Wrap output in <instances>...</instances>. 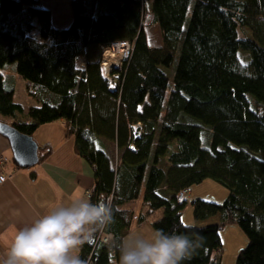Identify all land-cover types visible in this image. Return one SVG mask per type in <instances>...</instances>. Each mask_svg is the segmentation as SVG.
Masks as SVG:
<instances>
[{
    "label": "trees",
    "instance_id": "1",
    "mask_svg": "<svg viewBox=\"0 0 264 264\" xmlns=\"http://www.w3.org/2000/svg\"><path fill=\"white\" fill-rule=\"evenodd\" d=\"M70 7L72 21L63 28L39 0H0V116L28 135L64 120L76 153L93 167L90 202H110L114 223L102 230L113 241L96 239L97 230L80 258L118 261L116 243L132 215L119 206L143 187L146 213L163 209L154 230L202 239L181 264H221L219 230L227 223L247 237L235 264H264V0H71ZM145 14L161 32L160 46L148 42ZM239 27L251 36L239 35ZM116 40L132 48L111 71L110 87L102 52ZM8 64L36 105L12 98ZM205 178L228 193L221 203L195 199L193 214L219 220L185 225V198L176 195Z\"/></svg>",
    "mask_w": 264,
    "mask_h": 264
},
{
    "label": "crops",
    "instance_id": "2",
    "mask_svg": "<svg viewBox=\"0 0 264 264\" xmlns=\"http://www.w3.org/2000/svg\"><path fill=\"white\" fill-rule=\"evenodd\" d=\"M70 1L39 0V3L50 10L53 24L64 28L72 21ZM12 73L13 69L10 74L5 71V80L10 76L15 78L16 75ZM18 78L20 76H16ZM32 137L38 144L39 160L25 168L16 165L8 139L0 135V157L4 158L3 163L0 162V174L7 176L0 182V260L18 229L30 225L58 205L70 203L81 194L89 197L94 188L93 167L76 153L74 135L67 133L64 120L40 125ZM142 188L139 193L142 196L138 195L139 198L119 206L132 212L129 228L123 238L132 233L150 235L155 231L153 222L162 215V208L145 213L148 205L143 200ZM140 214H145L142 220H138ZM218 218L219 214H214L197 220V225L214 223ZM234 255L236 258L237 251ZM219 257L221 264H230L229 259L225 260L220 254Z\"/></svg>",
    "mask_w": 264,
    "mask_h": 264
},
{
    "label": "clouds",
    "instance_id": "3",
    "mask_svg": "<svg viewBox=\"0 0 264 264\" xmlns=\"http://www.w3.org/2000/svg\"><path fill=\"white\" fill-rule=\"evenodd\" d=\"M114 223L110 202H90L81 194L18 229L0 264H85L79 250L95 239L99 229ZM187 235L155 230L132 233L116 243L118 264H181L201 246Z\"/></svg>",
    "mask_w": 264,
    "mask_h": 264
},
{
    "label": "rangeland",
    "instance_id": "4",
    "mask_svg": "<svg viewBox=\"0 0 264 264\" xmlns=\"http://www.w3.org/2000/svg\"><path fill=\"white\" fill-rule=\"evenodd\" d=\"M148 21H144V24L147 23L145 30H146L148 42L151 46H160L162 44L161 32L156 24H152ZM238 33L241 36H246V37L251 36L250 30L247 27H239ZM102 59L104 61V58ZM80 64H83L82 60H80ZM175 64H176V59H174L172 65L166 69V72L168 74V90H170L172 86V76L175 70ZM11 65L12 64H8L7 69L5 70L9 74L10 72H12V69H13ZM13 74H15L16 76H19L16 73H12L11 75ZM16 76L14 78L15 87H14V92L12 93L13 95L12 98L15 101L19 102L20 104H22L25 108L32 104L36 105L35 101L26 92L25 80L21 77L18 78L17 80ZM0 120H3L7 123L10 122V119L6 117L3 118L0 116ZM108 145H111V143H108ZM174 148L175 146L173 145L171 149H174ZM108 152L110 154H113L112 153L113 150L111 149V147L108 148ZM114 154H115V151H114ZM166 161H167V156H164L160 162V165H162L163 167H166V164H167ZM227 193H228L227 188L225 186H223L222 184L216 182L215 180L211 178H205L201 182L192 184L189 187V190L187 191L185 195L186 197H185L184 205H183V208L181 209V221L185 225L198 226L197 224H199V221H197L194 217L192 202L195 199L200 198L206 201L221 203L227 196ZM139 196H142V193ZM139 196L137 198H139ZM127 210L131 211L130 209H127ZM153 211L155 212L156 210H153ZM153 211H151V213ZM140 215H144L145 217V214H140ZM219 234H220V239H221V244H222L220 255H222V257L225 260L229 259L230 264H233V262H235V259H236L234 253L236 251L238 253V251L246 244L247 237L245 233L243 232V230H241V228L235 223L223 224L219 230Z\"/></svg>",
    "mask_w": 264,
    "mask_h": 264
},
{
    "label": "built area",
    "instance_id": "5",
    "mask_svg": "<svg viewBox=\"0 0 264 264\" xmlns=\"http://www.w3.org/2000/svg\"><path fill=\"white\" fill-rule=\"evenodd\" d=\"M151 19L152 16L150 14H145L144 21H148V20L151 21ZM32 34H35V32H32ZM131 48H132L131 42L127 40H116L103 49L102 58H104V61L102 59L101 67L104 70L105 76H108L110 79L111 78L114 79L115 73H112L111 71L115 68L121 67L123 61L129 57ZM110 87H112L111 83H110ZM3 160L4 158L0 157V162H2ZM5 179H6V175L1 173L0 182H3ZM186 193H187V189L179 190L176 195L177 199L179 201H182L185 198ZM97 238L103 243H106L107 245H111L113 241V234L111 232H104L101 229L97 235ZM109 249L112 250V247L110 246Z\"/></svg>",
    "mask_w": 264,
    "mask_h": 264
},
{
    "label": "water",
    "instance_id": "6",
    "mask_svg": "<svg viewBox=\"0 0 264 264\" xmlns=\"http://www.w3.org/2000/svg\"><path fill=\"white\" fill-rule=\"evenodd\" d=\"M0 135L8 139L12 151V159L16 165L28 168L38 162V144L32 135L23 133L3 121H0Z\"/></svg>",
    "mask_w": 264,
    "mask_h": 264
},
{
    "label": "bare ground",
    "instance_id": "7",
    "mask_svg": "<svg viewBox=\"0 0 264 264\" xmlns=\"http://www.w3.org/2000/svg\"><path fill=\"white\" fill-rule=\"evenodd\" d=\"M102 71H103V74H104V76H105V73H104V70L102 69ZM110 81H111V86H113L114 84H113V81L112 80H114L113 78H111V79H109ZM4 161V160H3ZM3 161H2V163H3ZM7 177V176H6ZM189 190V189H188ZM187 190V191H188ZM96 239H98V238H96ZM113 253V252H112ZM118 263V261L115 259V258H113L112 260H110L108 263H106V264H117Z\"/></svg>",
    "mask_w": 264,
    "mask_h": 264
}]
</instances>
